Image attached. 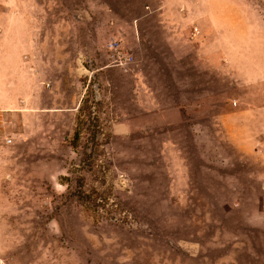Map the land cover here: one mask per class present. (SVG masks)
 I'll return each instance as SVG.
<instances>
[{
    "label": "rangeland",
    "instance_id": "1",
    "mask_svg": "<svg viewBox=\"0 0 264 264\" xmlns=\"http://www.w3.org/2000/svg\"><path fill=\"white\" fill-rule=\"evenodd\" d=\"M0 264H264V0H0Z\"/></svg>",
    "mask_w": 264,
    "mask_h": 264
},
{
    "label": "crops",
    "instance_id": "2",
    "mask_svg": "<svg viewBox=\"0 0 264 264\" xmlns=\"http://www.w3.org/2000/svg\"><path fill=\"white\" fill-rule=\"evenodd\" d=\"M23 14L21 10L16 11V15ZM19 21V22H18ZM22 19L20 17H16V76H13V96H14V104L12 109H16L18 107V98L23 93H29L31 90V84L34 88H36V75H35V67L32 63H35L36 59V39H31V34L29 33L30 29L24 22H20ZM18 25V27H17ZM21 25V26H20ZM19 28V29H18ZM23 52L28 53L27 59V70L23 73L20 70L25 67L21 64V56ZM28 86V90L25 91ZM22 87V88H21ZM5 107V106H4ZM6 111L10 108L5 107Z\"/></svg>",
    "mask_w": 264,
    "mask_h": 264
},
{
    "label": "trees",
    "instance_id": "3",
    "mask_svg": "<svg viewBox=\"0 0 264 264\" xmlns=\"http://www.w3.org/2000/svg\"><path fill=\"white\" fill-rule=\"evenodd\" d=\"M77 135H78V128H77V126H76V129H75V131H74V138L77 137Z\"/></svg>",
    "mask_w": 264,
    "mask_h": 264
},
{
    "label": "built area",
    "instance_id": "4",
    "mask_svg": "<svg viewBox=\"0 0 264 264\" xmlns=\"http://www.w3.org/2000/svg\"><path fill=\"white\" fill-rule=\"evenodd\" d=\"M5 142L9 143L10 142V138L5 139Z\"/></svg>",
    "mask_w": 264,
    "mask_h": 264
}]
</instances>
